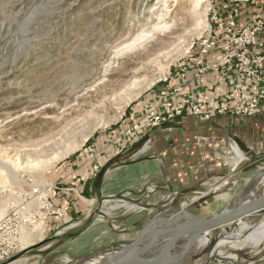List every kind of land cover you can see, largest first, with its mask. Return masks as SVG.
<instances>
[{"label":"rangeland","instance_id":"obj_1","mask_svg":"<svg viewBox=\"0 0 264 264\" xmlns=\"http://www.w3.org/2000/svg\"><path fill=\"white\" fill-rule=\"evenodd\" d=\"M252 1L0 0V219L35 182L69 188L60 199L68 203L77 192L82 205H91L99 218L146 214L153 207L146 198L126 191L104 197L99 205L85 199L84 184L93 171L107 167L109 157L118 156L120 140L132 134L128 111L140 110L157 87L187 70L219 7L227 3L241 10ZM254 142L251 148L238 143L243 158L233 174L242 181L236 180L233 191L202 196L200 205L186 208L189 213H214L264 167V146ZM138 143L124 156L142 149L145 141ZM263 191L264 183L258 186ZM210 195L213 199L207 201ZM200 197H181L174 206L182 208ZM262 220L264 211L210 232L215 243L228 240L213 254L225 257L220 260L224 264L264 256V239L254 243L247 237ZM20 244L26 245L24 230ZM200 245L188 253L199 251ZM229 254L236 256L230 260ZM207 255L188 264H201Z\"/></svg>","mask_w":264,"mask_h":264},{"label":"crops","instance_id":"obj_2","mask_svg":"<svg viewBox=\"0 0 264 264\" xmlns=\"http://www.w3.org/2000/svg\"><path fill=\"white\" fill-rule=\"evenodd\" d=\"M257 12L264 15V0H253L242 7L240 22L248 21ZM259 38L264 43V33ZM217 56L218 49L214 48L206 58L214 61ZM193 70V63L190 62L185 72L175 73L165 85L157 87V92L143 101L140 110L132 108L128 111L134 121L133 132L120 140L119 151L115 153L118 156L109 157L107 167L99 172L93 171V177L84 184L82 193L87 197L86 200L95 199L97 193L102 197H111L129 191L130 195L143 201L146 198L147 204L153 206L148 212H158L187 195L209 192L226 195L233 191L236 180H242L233 174L238 162L234 161L236 155L233 147L241 143L251 148L255 140L264 146V114L245 118L214 115L210 119L183 114L151 129L143 119L149 110L161 111L160 104L165 98L160 95L162 90L171 94L174 88L182 87L179 93L170 98L171 102L182 105L190 93L209 99L215 92L225 91L231 85V78L224 80V73L220 71L208 72L200 80L192 82ZM143 141L142 149H136L130 157L124 156ZM61 194L58 192L52 201L55 207L60 208L61 215H45L34 227H27L24 247L38 242L48 230L51 231L75 215L93 211L91 205L88 208L86 203L82 205V196L78 200V196L73 194V198L65 205L60 200ZM160 201L169 204H160ZM119 239L109 230L89 227L80 236L61 242L46 254L29 256L21 260L20 264H69L86 252L99 248L103 250ZM229 259L232 260L230 256ZM93 262L96 264L98 260ZM231 262L264 264V256L247 263Z\"/></svg>","mask_w":264,"mask_h":264},{"label":"built area","instance_id":"obj_3","mask_svg":"<svg viewBox=\"0 0 264 264\" xmlns=\"http://www.w3.org/2000/svg\"><path fill=\"white\" fill-rule=\"evenodd\" d=\"M219 9L221 12L212 16L208 32L199 43L197 55L190 59L194 66L192 82L208 72L220 71L224 73V80L231 78L230 87L215 92L209 99L190 93L182 105L170 101L182 87L174 88L171 94L162 90L160 95L165 98L160 104L161 111L152 109L143 117L148 128L183 114L203 119L214 115L245 118L264 114V43L259 38L264 33V15L257 12L248 21L240 22V10L236 5L223 3ZM214 48L218 49V56L214 61L208 60L206 56ZM28 187L0 219V260L24 248L20 244L22 230L34 227L45 215H61L60 208L52 201L58 192L68 195L70 190L53 183L35 182ZM62 202L68 204L67 200ZM211 264L224 263L218 260Z\"/></svg>","mask_w":264,"mask_h":264},{"label":"water","instance_id":"obj_4","mask_svg":"<svg viewBox=\"0 0 264 264\" xmlns=\"http://www.w3.org/2000/svg\"><path fill=\"white\" fill-rule=\"evenodd\" d=\"M237 179V178H236ZM240 182L241 179H238ZM264 181V167L257 170L246 180L229 201L214 213L200 217L189 213L187 207L207 196L201 194L197 201L189 202L182 208L167 206L158 212L143 216H122L115 219L99 218L89 211L77 214L56 226L38 242L1 259L0 264H15L29 256L43 255L56 248L61 242L72 240L89 227H99L111 231L120 239L107 245L105 249H93L73 259L69 264H188L205 256L201 264H210L211 260H225L214 255L219 242L209 238V243L199 251L189 254V250L200 244V239L209 236L217 229H228L246 218L264 211V191L258 192V186ZM102 196L96 194L95 201L102 205ZM208 201L213 195L205 197ZM196 205V204H195Z\"/></svg>","mask_w":264,"mask_h":264},{"label":"bare ground","instance_id":"obj_5","mask_svg":"<svg viewBox=\"0 0 264 264\" xmlns=\"http://www.w3.org/2000/svg\"><path fill=\"white\" fill-rule=\"evenodd\" d=\"M233 152L236 155V159L234 160L235 163L237 161H240L243 158V153L238 149L237 146L233 147ZM233 163V162H232ZM238 163V162H237ZM234 165V164H233ZM0 170H2L0 168ZM264 182V181H263ZM105 203V202H104ZM116 207H120L119 204L117 205H110L108 208H104V212H108L111 209H116ZM132 207V206H131ZM118 209V208H117ZM107 214V213H106ZM248 238H250L252 241H254V243H260L263 239H264V220H262L259 224L255 225L252 230L248 233L247 235ZM209 236H204L200 239V244L202 246L206 245L207 242L209 241ZM228 242V240H221L219 241L220 244H224ZM231 242V240L229 241ZM200 245V246H201ZM218 250V249H217ZM222 251V250H221ZM215 252V250L213 251V253ZM217 252V251H216ZM219 253V252H217ZM215 253V254H217ZM221 253V252H220ZM220 255V254H219ZM229 256L232 258V260L235 258L236 255L234 254H229ZM220 257V256H219ZM67 259H69V257H67ZM227 259H229V257H227ZM25 260V259H24ZM21 263V261L19 262V264ZM15 264H18L17 262H15Z\"/></svg>","mask_w":264,"mask_h":264}]
</instances>
